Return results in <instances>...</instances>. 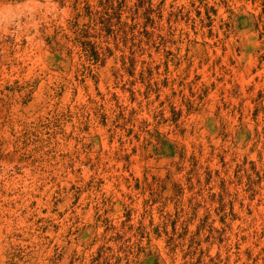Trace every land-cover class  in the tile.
I'll list each match as a JSON object with an SVG mask.
<instances>
[{
  "label": "rangeland",
  "instance_id": "374dc122",
  "mask_svg": "<svg viewBox=\"0 0 264 264\" xmlns=\"http://www.w3.org/2000/svg\"><path fill=\"white\" fill-rule=\"evenodd\" d=\"M0 264H264V0H0Z\"/></svg>",
  "mask_w": 264,
  "mask_h": 264
},
{
  "label": "trees",
  "instance_id": "16d2710c",
  "mask_svg": "<svg viewBox=\"0 0 264 264\" xmlns=\"http://www.w3.org/2000/svg\"><path fill=\"white\" fill-rule=\"evenodd\" d=\"M99 59H100V57H99V55L96 53V54H95V60H96V61H99Z\"/></svg>",
  "mask_w": 264,
  "mask_h": 264
}]
</instances>
